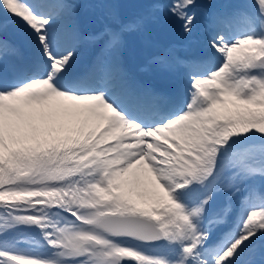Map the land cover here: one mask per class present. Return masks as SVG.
<instances>
[{"label":"snow or ice","instance_id":"snow-or-ice-1","mask_svg":"<svg viewBox=\"0 0 264 264\" xmlns=\"http://www.w3.org/2000/svg\"><path fill=\"white\" fill-rule=\"evenodd\" d=\"M0 264H264V0H0Z\"/></svg>","mask_w":264,"mask_h":264}]
</instances>
